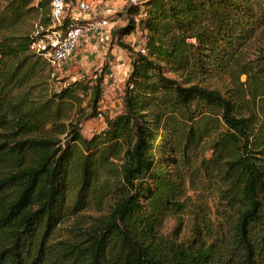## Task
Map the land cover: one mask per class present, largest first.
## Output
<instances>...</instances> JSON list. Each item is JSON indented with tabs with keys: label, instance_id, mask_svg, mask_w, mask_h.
Wrapping results in <instances>:
<instances>
[{
	"label": "trees",
	"instance_id": "1",
	"mask_svg": "<svg viewBox=\"0 0 264 264\" xmlns=\"http://www.w3.org/2000/svg\"><path fill=\"white\" fill-rule=\"evenodd\" d=\"M49 10L0 0V264H264V52H246L264 0L125 7L111 33L130 57L121 108L90 137L80 121L97 114L105 70L32 92L50 74L29 50ZM136 28L144 53L123 39ZM88 205L100 213L55 237Z\"/></svg>",
	"mask_w": 264,
	"mask_h": 264
},
{
	"label": "rangeland",
	"instance_id": "2",
	"mask_svg": "<svg viewBox=\"0 0 264 264\" xmlns=\"http://www.w3.org/2000/svg\"><path fill=\"white\" fill-rule=\"evenodd\" d=\"M133 1L141 5L144 0L90 1V8L79 19L83 22L92 20L93 18H104L107 20L106 27L101 32H91L84 35L67 62L57 67L47 68L50 69L48 78H45L47 70L42 71L40 79L36 80L37 82H41V84L38 83L32 91L37 94L39 88H41L49 92L75 79L84 77L95 78L105 70L103 93L98 107L102 111V116L98 117L96 114L91 119L80 121L81 134L85 137H90L94 132L100 131L105 126V116L113 115L121 108L124 81L130 70V57L127 51L116 44L115 39L111 37V33L115 28L122 27L128 22L130 16L125 12V7L133 3ZM75 2L77 0L73 2L69 0L67 2L65 15L67 13L70 14L74 10ZM30 24L29 30L31 31V29L35 28L36 23L30 22ZM123 39L134 49L144 45V34L138 28L124 36ZM246 52L249 59H256L257 56L264 52V27L253 39ZM240 79L244 80L245 75H242ZM82 108H85V102L81 103L79 110L77 107H74L69 118L76 119L78 115L82 116L84 113ZM51 126V124L46 125V134L48 133L51 136L62 139L64 135L57 134ZM99 213L100 211H97L95 206L88 205L85 209L78 211L77 214L64 217L58 224L55 237L66 236L70 228L76 224L80 225L79 223L84 221H89L91 217ZM183 223H185V228L181 236H185L188 231L189 217L187 214L183 216ZM173 224L174 220L168 219L164 225V231L170 232Z\"/></svg>",
	"mask_w": 264,
	"mask_h": 264
},
{
	"label": "built area",
	"instance_id": "3",
	"mask_svg": "<svg viewBox=\"0 0 264 264\" xmlns=\"http://www.w3.org/2000/svg\"><path fill=\"white\" fill-rule=\"evenodd\" d=\"M90 1L92 0H77L74 10L69 15L71 21L65 23L66 0H49V23L45 26L40 25L33 31L29 50L39 54L50 67L67 62L84 35L101 32L107 25L104 18H93L83 22L79 19L90 8ZM137 49L145 52L143 45ZM97 116H102L100 109Z\"/></svg>",
	"mask_w": 264,
	"mask_h": 264
}]
</instances>
